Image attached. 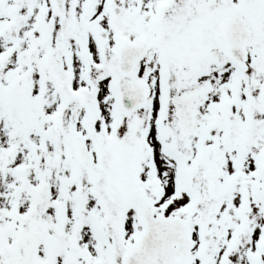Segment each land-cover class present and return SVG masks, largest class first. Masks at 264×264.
Masks as SVG:
<instances>
[{
	"label": "snow or ice",
	"instance_id": "snow-or-ice-1",
	"mask_svg": "<svg viewBox=\"0 0 264 264\" xmlns=\"http://www.w3.org/2000/svg\"><path fill=\"white\" fill-rule=\"evenodd\" d=\"M0 264H264V0H0Z\"/></svg>",
	"mask_w": 264,
	"mask_h": 264
}]
</instances>
